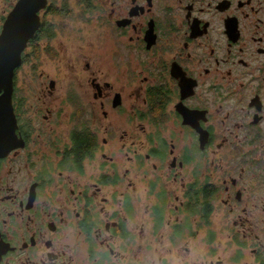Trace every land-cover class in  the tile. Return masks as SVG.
Segmentation results:
<instances>
[{"label": "flooded vegetation", "instance_id": "1", "mask_svg": "<svg viewBox=\"0 0 264 264\" xmlns=\"http://www.w3.org/2000/svg\"><path fill=\"white\" fill-rule=\"evenodd\" d=\"M67 3L21 52L14 131L0 90V264H264V0H99L73 58Z\"/></svg>", "mask_w": 264, "mask_h": 264}, {"label": "water", "instance_id": "2", "mask_svg": "<svg viewBox=\"0 0 264 264\" xmlns=\"http://www.w3.org/2000/svg\"><path fill=\"white\" fill-rule=\"evenodd\" d=\"M47 0H19L8 14V19L0 35V90L7 93L8 115L12 119L14 131L15 122L11 106L12 80L14 70L20 63L21 52L26 42L36 31L39 20V10L46 7ZM5 115H7L5 113ZM11 146L0 145V156L10 150Z\"/></svg>", "mask_w": 264, "mask_h": 264}, {"label": "rangeland", "instance_id": "3", "mask_svg": "<svg viewBox=\"0 0 264 264\" xmlns=\"http://www.w3.org/2000/svg\"><path fill=\"white\" fill-rule=\"evenodd\" d=\"M55 2L58 8L63 7V0H55ZM98 2L99 0H93V8L89 9L85 7L81 0H68V13L66 14L65 12H58L57 14L68 15L67 17H50V19L54 20V22L58 24L55 38L57 42L56 46H60V48H66L67 52H70L69 58H73L77 55V48L80 45L90 41H97L96 37L98 29L94 26V24L97 21L96 15H100L101 13L98 7ZM6 5L8 4H5L4 0H0V15L5 14L3 9H6ZM10 9L11 7L7 11ZM54 60H56V58ZM49 68L51 69V67ZM62 83L66 85L68 83V79L62 80Z\"/></svg>", "mask_w": 264, "mask_h": 264}, {"label": "trees", "instance_id": "4", "mask_svg": "<svg viewBox=\"0 0 264 264\" xmlns=\"http://www.w3.org/2000/svg\"><path fill=\"white\" fill-rule=\"evenodd\" d=\"M86 8H93V0H81Z\"/></svg>", "mask_w": 264, "mask_h": 264}]
</instances>
